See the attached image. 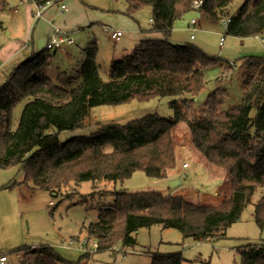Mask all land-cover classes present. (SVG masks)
<instances>
[{"label":"trees","instance_id":"1","mask_svg":"<svg viewBox=\"0 0 264 264\" xmlns=\"http://www.w3.org/2000/svg\"><path fill=\"white\" fill-rule=\"evenodd\" d=\"M50 0H32L37 5ZM59 6V0H53ZM129 17L142 7L151 8L149 34L139 39L110 63L103 79L96 60L97 43L83 49V62L77 71L79 82L70 87L65 70L48 74L52 54L46 47L20 63L0 87V169L20 166L24 184L48 191L51 196L71 197L84 181H124L135 171L155 178L164 177L176 167L173 130L185 123L192 147L212 166L221 168L230 192L217 206L188 202L155 190H110L111 203L99 206L97 217L83 224L95 250L117 245L133 246L136 232L159 224L180 231L182 238L194 241L225 236L227 227L238 220L242 210L253 203V218L264 228V55L240 60L242 102L223 109L227 80L236 62L207 54L192 43H173L171 32L176 20L195 11L209 19L228 17L225 33L240 38L264 31V0H243L230 15L232 0H124ZM9 8L0 0V13ZM1 47V44H0ZM223 69L215 78L217 87L200 106L195 97L205 88V70ZM172 97L170 117L149 114L124 124L105 123L88 135L60 141L63 130L87 126L90 109L96 105H118L132 100L148 101ZM24 98L16 127L12 111ZM255 113L250 115L251 107ZM17 182L13 181L11 185ZM94 192L82 195L85 203ZM32 247V246H31ZM23 256L36 257L35 264H58L62 257L49 245L20 249ZM238 264H264V244L237 248ZM151 264H186L181 251L150 252Z\"/></svg>","mask_w":264,"mask_h":264},{"label":"rangeland","instance_id":"2","mask_svg":"<svg viewBox=\"0 0 264 264\" xmlns=\"http://www.w3.org/2000/svg\"><path fill=\"white\" fill-rule=\"evenodd\" d=\"M31 1L11 0V6L2 11L4 22L0 25V44L18 36L19 39L28 38L19 56V59L25 61L33 53L45 48L56 27L61 28L72 37L73 44L66 47L65 52L49 50L52 58L48 74L55 79L58 71L65 70L71 77L70 87L80 80L76 64L80 62L82 49L89 42L97 43L96 60L99 73L103 79H107L111 61L120 58L125 48L129 49L135 46L139 39L145 38L147 34L143 31H146L151 23L149 6L140 8L133 17H129L124 0H64L68 8L66 12L59 11L58 5L53 3L48 7L49 13L53 15L51 20L46 19L47 15L38 20L31 18L33 23L29 27L25 15L28 4L34 11ZM242 3L243 0H232L229 14H235ZM194 17L196 12L190 11L176 20L170 40L180 44L192 43L209 55L236 62L231 76L219 82V88H225L227 91L221 106L223 109L238 105L242 102L238 65L243 57L264 55V31L259 35L243 38L228 35L225 33L226 25L223 22L227 17L215 20L204 15L198 17L193 27H188L187 23ZM9 29L12 31L11 35H6ZM107 30H119L123 35L115 40ZM190 34L194 36L192 39ZM221 37L222 43H219ZM222 69L218 65L205 70L206 85L195 97L197 106L203 104L208 95L216 89L215 78ZM13 70L12 62L1 68L3 74L0 72V87ZM4 73L6 76L3 78ZM171 99L172 97L165 96L148 101L132 100L118 105H96L90 109L86 127L60 131L58 138L60 141H66L77 135H88L100 124H124L149 114L170 117L173 114L169 106ZM27 100L28 98H24L13 108V129ZM254 113L255 107L252 106L250 115L253 116ZM172 134L177 161L176 167L171 170L176 174L173 178L154 179L136 171L123 182L84 181L77 186L73 196L54 197L48 191L32 189L30 185H11L13 181L23 178L20 166L0 169V254H6L11 264H35L36 257H24L20 249L46 244L62 257L58 264H151L152 251H181L187 259L186 264H238V247L248 243L264 244V228L259 229L253 218V203L259 196L258 191L254 194L252 202L244 207L238 220L227 227L225 236L219 238L200 241L183 239L177 229L155 224L140 228L136 232V243L133 246L117 245L119 249L123 248L124 252L111 249L97 252L91 245V240L86 245L70 242L87 239L82 226L97 217L100 205L112 202V197L108 194L110 190H155L166 196L211 206H217L225 199L230 192L225 172L208 164L203 157L196 160L197 151L191 145L186 124L180 123ZM184 162L188 167L182 165ZM175 178H179L180 182L171 186L170 180ZM92 192L93 198L90 197L85 203L79 202L82 195Z\"/></svg>","mask_w":264,"mask_h":264},{"label":"built area","instance_id":"3","mask_svg":"<svg viewBox=\"0 0 264 264\" xmlns=\"http://www.w3.org/2000/svg\"><path fill=\"white\" fill-rule=\"evenodd\" d=\"M34 3V2H33ZM54 1L50 0L45 2L44 4H40L37 5L34 3V11L32 14V17L35 20L44 18V11L51 5L53 4ZM201 3V0L195 1L194 2V7L196 8L199 4ZM59 8L62 12H66L68 10L66 4L64 3V0H59ZM197 17L192 18L189 21V26L193 27V25H195L196 21H197ZM229 18L227 17L226 19H223V22L225 23V25L228 23ZM107 32L109 33L110 37L112 39H119L120 36L123 35V33L119 30H107ZM194 36L191 34L190 38H193ZM222 37L220 38L219 43H222ZM263 41V39H261ZM71 44H73V39L71 36L67 35V33L63 32V30H61L60 28L56 27L51 36L49 37L45 47L49 50H53V51H64L66 50V47L70 46ZM184 167H187V163H183ZM71 243L74 244H81V245H86L88 243V240L85 238H82L79 241H73L70 240ZM91 245L95 248L97 246V243L95 240H91ZM113 251H123L122 249H119L117 246H115L113 249ZM0 264H11L8 256L6 254H0Z\"/></svg>","mask_w":264,"mask_h":264},{"label":"crops","instance_id":"4","mask_svg":"<svg viewBox=\"0 0 264 264\" xmlns=\"http://www.w3.org/2000/svg\"><path fill=\"white\" fill-rule=\"evenodd\" d=\"M11 0H8V2H9V6H11L10 4H11V2H10ZM31 3H32V5L34 6V3L31 1ZM14 9V11L16 10V7H14L13 8ZM60 9V8H59ZM59 11H61V10H59ZM50 11H49V8H47L45 11H44V18H45V16H46V19L47 20H51V18L53 17V15H52V13H49ZM62 12V11H61ZM1 14H2V12L0 13V25H2V23L4 22L3 20V18L4 17H2L1 16ZM32 14H33V10H32V7L28 4V6L26 7V21H27V24L29 25V27H30V25H32V23H33V21L31 22L30 20H31V18L33 19V17H32ZM196 17L198 18V15H196ZM151 18V17H150ZM151 20V19H150ZM187 26L189 27V22L187 23ZM4 27H6V26H4ZM187 27V28H188ZM61 29V28H60ZM189 29V28H188ZM148 30V29H147ZM147 30L146 31H143V32H146L145 34H147L146 35V37H158L157 35H155V34H149V33H147ZM11 29H9V31H6V35H11ZM191 35V34H190ZM190 35H189V37H190ZM49 36V35H48ZM19 37V36H18ZM18 37H15L14 39H11V40H8V41H5V43L4 44H2L1 45V47H0V72L2 73V71H1V68L3 67V66H5L7 63H11L12 62V67H13V69L14 68H16L20 63H22L23 61H24V59L23 60H21V59H19L20 57L19 56H21L20 55V53H21V51H22V49L25 47V45L27 44L26 42L28 41V38H24V39H19ZM190 39H192V38H190ZM7 49V50H6ZM123 53V52H122ZM83 59H84V56H83V53L81 52L80 53V62L79 63H77L76 64V66H78V69L80 68V65H81V63L83 62ZM14 62V63H13ZM78 69H76L77 71H78ZM3 74V73H2ZM6 76V74L4 73V75H3V78ZM200 157H202L198 152H197V156H196V160L198 161V160H200ZM185 163V162H184ZM183 165V164H182ZM187 167H188V164H187ZM210 171H212V170H210ZM136 172V171H135ZM134 172V173H135ZM141 172H143V171H141ZM133 173V174H134ZM144 173V172H143ZM132 174V175H133ZM145 174V173H144ZM131 175V176H132ZM130 176V177H131ZM148 176V175H147ZM176 176V174L174 173V172H168L165 176H164V178H173V177H175ZM150 177V176H149ZM152 178H154V179H157V178H155V177H152ZM23 180V178L22 179H20V180H18V181H16L17 183L16 184H18V185H21V184H23V185H27V184H24V183H22L21 181ZM121 182V181H120ZM123 182V181H122ZM28 186V185H27ZM32 188V187H31ZM120 190V189H119ZM126 190V189H125ZM128 190V189H127Z\"/></svg>","mask_w":264,"mask_h":264},{"label":"water","instance_id":"5","mask_svg":"<svg viewBox=\"0 0 264 264\" xmlns=\"http://www.w3.org/2000/svg\"><path fill=\"white\" fill-rule=\"evenodd\" d=\"M180 182L179 178L171 179L170 184L171 186H176Z\"/></svg>","mask_w":264,"mask_h":264}]
</instances>
